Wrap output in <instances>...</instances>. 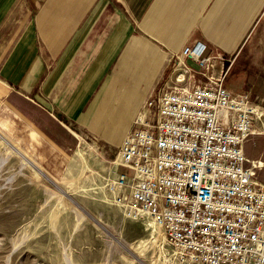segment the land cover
<instances>
[{"label": "crops", "instance_id": "crops-1", "mask_svg": "<svg viewBox=\"0 0 264 264\" xmlns=\"http://www.w3.org/2000/svg\"><path fill=\"white\" fill-rule=\"evenodd\" d=\"M5 29L0 86L120 145L167 90L171 57L198 42L225 57L227 89L264 109V0H0Z\"/></svg>", "mask_w": 264, "mask_h": 264}, {"label": "built area", "instance_id": "built-area-1", "mask_svg": "<svg viewBox=\"0 0 264 264\" xmlns=\"http://www.w3.org/2000/svg\"><path fill=\"white\" fill-rule=\"evenodd\" d=\"M225 61L200 42L175 56L173 86L125 138L114 186L194 264H264V183L246 152L264 109L227 89Z\"/></svg>", "mask_w": 264, "mask_h": 264}, {"label": "rangeland", "instance_id": "rangeland-1", "mask_svg": "<svg viewBox=\"0 0 264 264\" xmlns=\"http://www.w3.org/2000/svg\"><path fill=\"white\" fill-rule=\"evenodd\" d=\"M4 34L9 30L0 34V55L6 56ZM179 53L170 59L167 90L178 74ZM255 53L264 55L262 49ZM0 87V133L8 141L0 138V264H194L169 244L161 227L152 234L147 224L155 220L131 212L114 186L122 168L113 163L125 139L120 145L111 136L77 129L26 91ZM148 113L145 108L140 119ZM254 130L261 134L247 143V156L264 163V115ZM262 167L256 177L264 183Z\"/></svg>", "mask_w": 264, "mask_h": 264}, {"label": "bare ground", "instance_id": "bare-ground-1", "mask_svg": "<svg viewBox=\"0 0 264 264\" xmlns=\"http://www.w3.org/2000/svg\"><path fill=\"white\" fill-rule=\"evenodd\" d=\"M259 120V118H257V121ZM255 134V133H254ZM0 138L1 139H3L5 142H8L7 141V139L5 138V137H3V135L0 133ZM11 145V144H10ZM79 155V154H78ZM119 161H120V155H118V157H117V160L113 163L114 165H119ZM254 162V164L256 165V168L258 169H260V168H262V165L264 164V163H259V162H256V161H253ZM75 182V179H72L71 181H70V185L72 184V183H74ZM62 196V195H61ZM133 209V208H132ZM157 224V223H156ZM155 223H154V221H150L148 224H147V227H148V229H150V231H151V233L152 234H157V231H159L158 229V227L159 226H157Z\"/></svg>", "mask_w": 264, "mask_h": 264}, {"label": "water", "instance_id": "water-1", "mask_svg": "<svg viewBox=\"0 0 264 264\" xmlns=\"http://www.w3.org/2000/svg\"><path fill=\"white\" fill-rule=\"evenodd\" d=\"M57 187V186H56ZM57 189L63 194V195H65V193L59 188V187H57ZM65 196H67V195H65ZM73 201V200H72ZM77 205V204H76ZM80 209H82L79 205H77Z\"/></svg>", "mask_w": 264, "mask_h": 264}]
</instances>
